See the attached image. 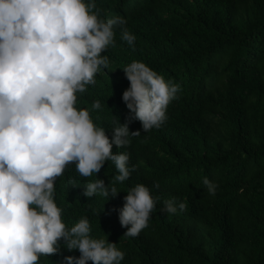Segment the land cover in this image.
I'll use <instances>...</instances> for the list:
<instances>
[{
    "label": "trees",
    "instance_id": "trees-1",
    "mask_svg": "<svg viewBox=\"0 0 264 264\" xmlns=\"http://www.w3.org/2000/svg\"><path fill=\"white\" fill-rule=\"evenodd\" d=\"M100 19L120 16L135 36L120 38L101 55L109 68L77 93V107L95 100L94 123L111 137L114 122L128 123L130 177L117 184L116 198L82 195L96 179L74 164L56 178L55 200L68 227L87 217L94 237H104L125 253L121 264H264V0H95ZM142 61L165 81L180 86L167 107L166 121L147 132L131 119L122 100L130 82L122 70ZM106 161L97 173L105 184L117 175ZM218 185L209 195L203 179ZM143 184L156 205L148 227L128 237L119 222L126 191ZM165 200L186 204L162 211ZM69 252L41 257L60 264ZM91 264V261L88 262Z\"/></svg>",
    "mask_w": 264,
    "mask_h": 264
},
{
    "label": "clouds",
    "instance_id": "clouds-1",
    "mask_svg": "<svg viewBox=\"0 0 264 264\" xmlns=\"http://www.w3.org/2000/svg\"><path fill=\"white\" fill-rule=\"evenodd\" d=\"M95 0H0V264H40L41 257L69 252L60 264H121L125 253L107 235L94 237L87 217L68 227L55 200L56 178L69 164L83 177L94 173L82 193L107 201L121 192L135 166L127 152H113L130 144L128 123L114 122L111 137L94 123L89 108L77 107V93L96 83V75L109 68L101 55L115 47L116 32L129 46L135 36L127 20L98 18ZM130 86L122 100L131 119L147 132L167 119V107L180 86L165 81L142 61L122 68ZM106 161L117 170L111 184L98 178ZM209 195L218 185L203 179ZM119 212L128 237L148 227L156 205L150 189L136 184L126 191ZM186 204L165 200L162 211L172 214Z\"/></svg>",
    "mask_w": 264,
    "mask_h": 264
}]
</instances>
